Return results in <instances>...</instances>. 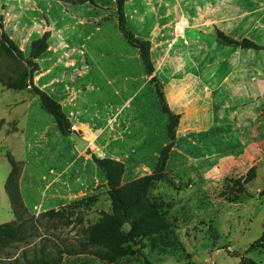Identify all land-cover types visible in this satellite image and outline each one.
<instances>
[{"label":"rangeland","instance_id":"374dc122","mask_svg":"<svg viewBox=\"0 0 264 264\" xmlns=\"http://www.w3.org/2000/svg\"><path fill=\"white\" fill-rule=\"evenodd\" d=\"M114 2L96 0L95 4L110 9ZM79 5L76 0H0V223L15 221L21 237L0 250V264H43L44 260L50 264H240L242 257L264 264L263 248L247 250L264 232V114L262 156L256 164L222 160L227 139L219 122L211 130L203 126L195 135L199 141L189 152L197 160L179 170L185 157L181 139L177 151H171L164 179L154 183L149 192L151 200L162 205L171 228L146 238L141 254L107 262L83 249L89 231L100 223L104 213L112 211L105 175L93 165V155H112L110 122L94 126L79 117L91 116L85 106L72 103L65 107L72 125L70 132H81L94 142L82 151L70 134L60 131L54 116L30 86L9 89L1 80L15 81L28 70L25 61L7 53L2 30L29 56L31 42L43 33H49V44L60 39L51 23L59 31L68 19L65 8ZM110 22V35L124 51V46L131 44L118 22ZM70 40L79 41L76 34ZM146 92L143 90L139 100L146 99ZM155 97L159 107L158 132H154L157 137L148 141V155L137 175L152 172L169 141L168 115ZM90 102L95 112L111 100L92 91ZM20 137L25 138L22 143ZM246 166H255L257 176L246 185V193L234 201V182L245 178L249 170L243 173ZM43 200L47 203L41 204ZM50 209L64 215L50 216Z\"/></svg>","mask_w":264,"mask_h":264},{"label":"crops","instance_id":"0c3cea01","mask_svg":"<svg viewBox=\"0 0 264 264\" xmlns=\"http://www.w3.org/2000/svg\"><path fill=\"white\" fill-rule=\"evenodd\" d=\"M95 1L65 8L68 19L59 31L51 23L60 39L53 36L45 56L37 60L34 82L59 100L64 110L72 103L90 110L91 116H79L82 121L94 126L110 122L109 139L114 147L110 157L125 164L124 183L142 176L137 173L148 155L147 143L157 137L159 107L152 76L162 83L172 111L181 116L172 149L176 152L184 139L185 157L179 170L197 160L189 152L199 141L195 135L203 126L211 130L219 122L227 139L222 160L258 163L262 156L264 48L228 43L218 31L264 46V0H126L128 25L136 36L152 43L155 71L151 76L139 49L121 41V51L110 35V21L118 22L116 0L110 9ZM181 18L188 20L183 35L177 32ZM72 34L77 35V43L70 40ZM143 90L147 97L139 100ZM92 91L111 103L93 112ZM24 140L20 137L21 143ZM89 141V146L94 145ZM93 165L99 168L94 159Z\"/></svg>","mask_w":264,"mask_h":264},{"label":"trees","instance_id":"16d2710c","mask_svg":"<svg viewBox=\"0 0 264 264\" xmlns=\"http://www.w3.org/2000/svg\"><path fill=\"white\" fill-rule=\"evenodd\" d=\"M76 1L80 4L94 2V0ZM125 4L126 0H116L119 29L128 43L139 49L145 70L151 76L155 71L151 53L152 43L149 40L139 38L130 29L125 12ZM1 27L3 28L2 24ZM218 35L226 42L239 44L244 48H264L263 45L248 38L237 40L222 31H218ZM1 40L7 53L25 61L28 67V70L15 81L1 80L9 89L24 90L30 86L31 92L40 98L44 108L54 116L60 131L65 135L70 134L72 125L62 103L34 82L35 72L38 69L37 59L49 47V33L45 32L41 37L31 42L29 56H25L20 46L5 30L1 32ZM150 82L155 87L162 111L168 115L167 133L169 137L168 143L160 151L152 172L124 183L125 164L121 160L93 155L96 165L105 175L112 211L104 213L100 223L89 231L87 242H84L82 247L85 251H90L96 257L107 262H115L126 255L136 256L141 254L146 247V238L165 233L171 228V223L162 212V205L153 202L149 192L153 184L163 180L166 175L181 116L174 113L170 108L160 80L156 76H152ZM256 176V168L252 166L242 181L235 180L236 192L232 200L240 199L241 195L246 193V185ZM47 214L50 216H63L64 212L50 209ZM20 239L19 227L15 221L0 223V250ZM256 248L264 249V232L247 250L250 251ZM43 264H50L49 260H44ZM240 264L256 263L250 258L242 257Z\"/></svg>","mask_w":264,"mask_h":264},{"label":"water","instance_id":"95a60500","mask_svg":"<svg viewBox=\"0 0 264 264\" xmlns=\"http://www.w3.org/2000/svg\"><path fill=\"white\" fill-rule=\"evenodd\" d=\"M70 136L76 141L80 150L84 151L90 145V141L85 139L78 132H70Z\"/></svg>","mask_w":264,"mask_h":264},{"label":"built area","instance_id":"2783aa9c","mask_svg":"<svg viewBox=\"0 0 264 264\" xmlns=\"http://www.w3.org/2000/svg\"><path fill=\"white\" fill-rule=\"evenodd\" d=\"M188 26V20L185 18H181L177 24V29L180 35H183L184 29Z\"/></svg>","mask_w":264,"mask_h":264}]
</instances>
